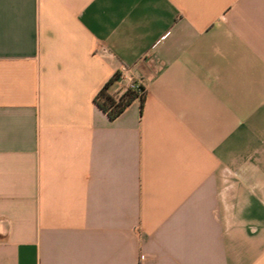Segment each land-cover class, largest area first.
Listing matches in <instances>:
<instances>
[{"label":"crops","instance_id":"1","mask_svg":"<svg viewBox=\"0 0 264 264\" xmlns=\"http://www.w3.org/2000/svg\"><path fill=\"white\" fill-rule=\"evenodd\" d=\"M0 264H264V0H0Z\"/></svg>","mask_w":264,"mask_h":264},{"label":"trees","instance_id":"2","mask_svg":"<svg viewBox=\"0 0 264 264\" xmlns=\"http://www.w3.org/2000/svg\"><path fill=\"white\" fill-rule=\"evenodd\" d=\"M120 73L116 74L97 94L96 105L108 115L111 120L118 118L135 100L145 102L146 94H139L137 90L128 87L124 91L112 92V85L119 79Z\"/></svg>","mask_w":264,"mask_h":264},{"label":"built area","instance_id":"3","mask_svg":"<svg viewBox=\"0 0 264 264\" xmlns=\"http://www.w3.org/2000/svg\"><path fill=\"white\" fill-rule=\"evenodd\" d=\"M128 74V70L125 69L124 70V73H120V77L119 79L122 80L124 77L127 78V75ZM128 87H131L132 89L134 90H137L139 92V94H146V88L140 83V82H136V81H131L130 84L125 88L127 89Z\"/></svg>","mask_w":264,"mask_h":264}]
</instances>
